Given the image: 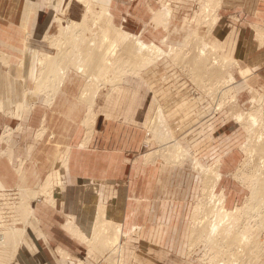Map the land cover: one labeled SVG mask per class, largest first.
<instances>
[{
  "label": "rangeland",
  "instance_id": "1",
  "mask_svg": "<svg viewBox=\"0 0 264 264\" xmlns=\"http://www.w3.org/2000/svg\"><path fill=\"white\" fill-rule=\"evenodd\" d=\"M92 1L96 5L94 7L96 11L99 10V5H108V1H110V4H112V11L110 9V12L114 17L112 22L122 31L138 35L145 43H156L167 51L171 46L182 48V53L185 55L182 57L184 60L181 62H173V59L164 57L157 63L165 75L164 108L168 107L165 108L167 112L176 109L168 117V122L176 139L188 155L181 162H167L161 157L153 160L148 158V153L160 148V143L156 138L153 139L154 136L151 132V122L157 109L153 110L146 126L144 151L137 165L144 167V171L146 169V174L141 172V179L144 178L145 180L144 183H140L139 175L134 189L129 194L132 199H139L140 197L146 199L148 205L147 208L142 206L144 214L141 218L142 221L140 222L139 216L136 217L135 227L132 228V236H129L127 230L123 228L124 237L121 239L123 251L122 253H115L113 255L114 260L116 264L120 260L121 264H208L204 256L209 247L203 244L202 239L196 246H194V243L192 244L191 232L194 228V210L197 203L204 198L203 173L194 166L196 160L205 167L217 166L222 173V180L216 187L215 193L217 195L224 193L226 209L229 211H233L236 205L242 207L241 215H234L237 229L254 230L260 218V216L248 215L249 212L244 208L251 197L252 183L255 182L254 167L256 166L254 164L262 161L259 159L260 155L258 153H256L257 156L255 154L251 156L246 152L247 148H251V144L257 142L254 141V139L257 140V136L253 135L252 137L249 135L254 131L249 130L248 126L240 121L238 122L234 115L243 111L245 113L251 112L255 107V113L260 115L259 122L261 121V125L256 127L258 130L255 131H258V135L260 133L262 140L264 139V44L262 43L264 41V24L255 22L254 25L253 22L249 23L247 20L246 22L236 21L235 17L222 14L220 8L219 21L216 27L209 31L199 21L204 0ZM28 2L37 5V12L34 11L25 17L23 11ZM223 2L222 0L221 7ZM1 7L4 9L5 14L0 15V23H5V29L0 30V39L3 42H8V44H14L16 47L8 45L9 47L2 48L0 46L2 53L10 55L8 62L4 63L0 60V99L7 100L10 97L8 84H13L19 94L13 98L18 101L15 102L14 100L12 102L19 103L24 99L28 103V97H30L28 91H34L35 78L38 75L40 53L56 55L58 52L54 39H59V19L81 21L85 7L83 2L78 0H0V10ZM166 10H171V18L163 21V17H160V15ZM97 17L98 13L95 12L93 22ZM226 18L227 21H225ZM239 18L244 19L242 16ZM221 22L227 23L235 29L237 26L243 27V33H240L241 31L238 33L239 40L235 38L236 33L233 32L228 41L227 39L221 41L219 38V30L223 26ZM107 26L103 27L99 24V27H103V30ZM110 31L115 34L111 28ZM79 34L90 37L88 31H81ZM261 34L263 37L260 39L258 36ZM194 36L203 38L207 44L219 51L223 50L222 55L228 61L230 59L227 57L231 56V50H237V54H241L237 57L243 55L246 58L247 61L241 62L235 56L234 58L238 59L239 65H233L228 69L236 82L232 81L219 90L215 87L217 81L213 77L211 79L205 77L202 71L204 65L201 62H199V65L203 68L194 66L193 59H195L197 51L190 42ZM216 40L218 43H216ZM236 40L240 42L239 46H235ZM16 42H19L20 47L16 45ZM227 43H231L232 46L230 47ZM242 43L246 45L243 47ZM83 48H85V45ZM7 50L13 51V56ZM21 61H23L22 67L20 66ZM125 66V63L119 64L118 69L130 68L129 66L124 68ZM226 68H228V65H226ZM244 69H250L253 75L245 79L242 73ZM68 73L83 76L73 67L69 69ZM28 75L31 76L30 79H28ZM108 75L110 82L100 81L98 94L121 82L124 77L137 76V74L128 72L120 77L113 70H110ZM22 76L25 78L23 86L21 85L23 84L21 81ZM28 84L29 88L26 87ZM23 88L28 89L24 98L21 94ZM212 89H214L216 101L219 100L218 102H222V105H224L222 110H218L212 100L213 98L207 95ZM231 93L233 94L231 95ZM38 97L43 99L44 94H39ZM13 103L9 105V109L0 110V113L5 117L15 119L12 110L16 109V105ZM4 128L1 137L5 134L6 128L11 129L10 126ZM17 130L19 133L22 132V128ZM9 137L10 142L8 144L3 143L4 148L0 147V156L3 154L11 164L16 165L18 163L20 165L21 162H18L17 158L11 157L10 159L6 153H3L5 150L9 151L7 148H9L8 145L11 142L16 141L13 135ZM17 142L20 143L21 141L18 140ZM262 155L264 156V154ZM239 169H243V171ZM235 172L238 173L235 174ZM18 193L19 190L9 189L4 191V194H1L0 191V196L4 195L9 202H12V204H6L16 206L22 202ZM119 196L122 197L123 192H119ZM2 197H0V201ZM31 199L34 200L32 197ZM261 204H257L256 209L253 210L254 213L261 214ZM8 205L6 206L7 213L10 214L16 210L15 207L14 209ZM135 209L138 211V207ZM199 217L204 218V216ZM252 219L256 223H253ZM141 230L147 231L149 237L137 238L136 236ZM156 234H159V238L155 237ZM162 234L163 238H161ZM105 240V235H101L102 249L109 252V244ZM83 244L85 246L84 257L81 259L83 264H108L105 261L106 258L98 253L94 254L95 257H99V261L90 258L89 250L98 249V243L95 245L96 248H93L94 245L88 242ZM0 249L2 250V248ZM217 249L219 248L215 249L217 252H226ZM12 256L13 254H8V264H10ZM1 258L3 256L0 253ZM14 260L15 257L11 261L12 264H14Z\"/></svg>",
  "mask_w": 264,
  "mask_h": 264
},
{
  "label": "crops",
  "instance_id": "2",
  "mask_svg": "<svg viewBox=\"0 0 264 264\" xmlns=\"http://www.w3.org/2000/svg\"><path fill=\"white\" fill-rule=\"evenodd\" d=\"M223 1L222 14L233 16L236 21L264 24V0ZM102 6L112 11L110 1ZM36 9L37 5L28 2L23 14L27 17L37 12ZM4 14L1 7L0 15ZM241 16L244 19H240ZM247 16L250 17L247 19ZM221 25V41H228L233 32L239 40L238 33L244 30L241 26L235 29L224 22ZM4 29L5 23L1 22L0 30ZM236 41L235 46H239L240 42ZM8 45L15 46L0 39L2 48ZM16 45L19 46V42ZM227 45L232 46L231 43ZM245 45L242 43L243 47ZM7 51L13 56V51ZM237 52L231 50V56L227 58L234 60L232 62L238 66V59L234 57L241 54ZM9 57L0 51L2 62H8ZM237 58L241 62L247 61L243 55ZM22 64L23 61L20 62L21 67ZM37 79L38 75L34 91H28V103L24 99L19 103L12 102L18 101L13 98L19 94L13 84H8L10 97L0 99L2 111L9 109L12 103L16 105V109L12 110L15 119L0 113V147L4 148L3 143L8 144V137L3 142L1 133L5 126H10L16 130L11 134L16 141L8 145L9 152L6 154L11 153L14 159L21 162L20 165L11 164L3 154L0 156V191L26 190L40 198V202L32 201L28 209L32 217L20 236L12 259L15 257L14 264H80L84 257L85 241L70 231V224L91 237L97 218L104 210L105 219L121 224L122 229L132 236L136 217L139 216L142 221V206L147 208L148 201L142 197L132 199L129 194L139 175L140 183L145 180L141 179V175L146 174V169L144 171V167L137 165L144 151L146 126L151 112L158 110V107L163 109L167 120L176 109L167 112L165 108L168 107L164 108L165 75L158 63L137 76L124 77L121 82L97 93L90 125L87 118L91 102L84 94L89 83L87 76L68 73L49 104L46 90L37 91ZM21 81L23 86V76ZM26 87L29 88V84ZM26 90L22 89L23 98ZM39 94H44V98L38 97ZM19 128H22L21 133L17 130ZM18 140L21 142L18 143ZM119 192H123L122 197ZM134 207H138V211ZM158 235L155 237L159 238ZM136 237L144 239L149 236L147 231L141 230ZM198 242L199 238L194 246ZM259 264H264V255Z\"/></svg>",
  "mask_w": 264,
  "mask_h": 264
},
{
  "label": "bare ground",
  "instance_id": "3",
  "mask_svg": "<svg viewBox=\"0 0 264 264\" xmlns=\"http://www.w3.org/2000/svg\"><path fill=\"white\" fill-rule=\"evenodd\" d=\"M78 1L83 2L85 7L82 20L74 21L69 19L68 21H64L63 18L59 19V39H54L58 52L56 55L40 53L38 58L39 73L36 81V88L39 92L46 90L47 102L49 104L58 89L62 86L71 67L75 68L77 72L87 76L89 83L85 88L84 94L91 102L90 113L87 118V124L90 125L93 117V103L98 93V86L100 85V81L104 80L105 82H110L108 75L110 70H113L115 74L118 73L120 77L128 72L138 74L150 68L164 57L173 59V62H181L184 60L182 57L185 55L182 53V48L179 49L171 46L167 51L156 43H145L138 35L124 32L120 28H117L112 22L113 16L108 7L99 5V10L96 11L94 9L96 5L92 0ZM221 5L222 0H204L199 21L205 25L208 30L212 31L215 28L220 18L219 10ZM95 12L98 13V17L93 22ZM161 16L163 17V21H165V19L168 20L170 18V10L167 12L163 11L160 17ZM99 24L103 27L106 25L108 26L103 30V27H99ZM110 28L115 34L111 33ZM81 31H88L90 37L81 36L79 34ZM258 37L261 39L263 35L261 34ZM190 42L197 51V55L195 59H193L194 66L202 67L199 65V62H201V64L204 65L202 71L205 77L207 79L213 77L215 81H217L215 87L220 90L222 86L224 88L228 83L232 81L236 82L228 70L236 64L232 62L234 60L228 61L223 57V50H217L207 44L203 38L197 36H194ZM262 43L264 44V41ZM84 45L85 48H83ZM76 52H78V54H76ZM6 62L7 61L4 60V63ZM124 63L126 65L124 68L127 66L130 68L119 70L118 65ZM226 65H228V68H226ZM242 73L244 78L247 79L252 72L248 69H244ZM194 78L196 79L195 75ZM214 89L209 91L207 95L213 98L212 100L215 107L217 106L218 110H222L224 105H222V102H218L219 100L216 101L215 92H213ZM232 94L233 93H231V95ZM254 109L247 113L243 111L245 114L243 112H238L234 115L238 122L240 121L245 126H248L247 128L249 130L251 129V131H254L249 135L252 137L253 135L257 136V140L254 139V141L257 142L253 144L254 146L251 144V148H247L246 152L251 154V156L252 154L256 155V153H258L260 155L259 159L262 160L260 163L254 164L256 166L254 167L255 182L252 183L251 197L244 207L249 212L248 215L260 216L254 230L245 231L243 229H237L234 215H241L242 207L235 206L233 211H229L226 209V202L224 200L226 197L224 193L219 195L215 193L216 187L221 182L223 176L218 167H205L197 160L194 163V166L203 173L204 198L197 203L194 210V228L191 232L193 237L192 244L197 243V239L199 238V241L203 240V244L209 247V250L205 252L204 256L208 264H219L221 261H223L224 264H259L260 259L264 255V241H262L258 235L260 230H264V156L262 155L264 154V139L262 140L260 133L258 135V131H255L258 130L256 127L261 125V121L259 122L260 115L255 113L256 110ZM151 127V132L154 136L153 139H157L160 143V148L148 153V158H152L153 160L161 157L167 162H181V160H184L188 153L176 139L161 107H158ZM12 129H9V131L5 132L2 136L3 142L6 136L8 137L7 142H10L9 136L13 133ZM148 140L150 141L151 139ZM251 140L253 139L251 138ZM251 140L249 139V141L253 143ZM8 152L9 151L6 150L5 153ZM10 154L11 153H9L8 156L11 159L12 156ZM21 166H23V164H21ZM241 171H243V169ZM236 173L238 172H235V174ZM1 194H4V191H1ZM18 195L22 202L14 206L16 208L14 211L16 215L14 216L13 222L11 225L0 223V248H2V250L0 249V253L3 256V258L0 259V264H8V254L12 255L16 252L20 236L22 232L24 233L32 217V214H30L28 210L32 201L40 202L39 197L33 196L32 193L29 194L26 190H19ZM2 196V198H7L6 196L4 197V195ZM31 197L34 200H32ZM257 204H261V214L253 212ZM199 216H204V218H200ZM19 221L22 226H17ZM1 222H3V220H1ZM70 226V231L73 232V234L81 240L94 245L93 248H96L95 245L98 243V249L89 250L90 258L97 261L99 257H95L94 253H98L106 258V260H104L107 261L108 264H116L113 255L119 252L122 253L123 251L121 239L124 237V232L121 224H115L105 219L103 210L97 218L91 237L82 234L80 230L76 229L74 224H70ZM101 235H105V241L109 244V252L102 249ZM216 248H219L217 249L219 251L226 252H217L215 251ZM121 263L120 260L117 264ZM80 264L83 263L81 262Z\"/></svg>",
  "mask_w": 264,
  "mask_h": 264
},
{
  "label": "built area",
  "instance_id": "4",
  "mask_svg": "<svg viewBox=\"0 0 264 264\" xmlns=\"http://www.w3.org/2000/svg\"><path fill=\"white\" fill-rule=\"evenodd\" d=\"M8 131H9V128H6L5 132H8ZM0 197H2V196H0ZM7 199L8 198H2L1 201H0V223L7 224V225H11V223L14 220V216L16 215V213H14V211L12 213H10V214H9V212L8 213L6 212V206L8 205L6 203H12V202H9ZM14 203H18V202H14ZM9 206H11V207L14 208V206H12V205H9ZM1 220H3V222H1ZM20 221H19V224L17 226H20L21 225ZM252 222L253 223H256V221H254V219H252ZM258 235L260 236V239L262 241H264V230H260V232L258 233ZM219 264H224V262L221 261V262H219Z\"/></svg>",
  "mask_w": 264,
  "mask_h": 264
}]
</instances>
